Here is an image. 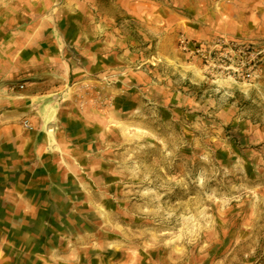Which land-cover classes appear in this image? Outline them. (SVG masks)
I'll use <instances>...</instances> for the list:
<instances>
[{
	"label": "rangeland",
	"instance_id": "374dc122",
	"mask_svg": "<svg viewBox=\"0 0 264 264\" xmlns=\"http://www.w3.org/2000/svg\"><path fill=\"white\" fill-rule=\"evenodd\" d=\"M30 18L24 59L68 80L0 145V264H264V0Z\"/></svg>",
	"mask_w": 264,
	"mask_h": 264
},
{
	"label": "crops",
	"instance_id": "0c3cea01",
	"mask_svg": "<svg viewBox=\"0 0 264 264\" xmlns=\"http://www.w3.org/2000/svg\"><path fill=\"white\" fill-rule=\"evenodd\" d=\"M46 3L47 0H0V145L14 143V137L18 134L16 126L21 120L33 118V114L39 111H46L44 117L47 116L49 123L57 114L56 111L51 113L55 101L47 97L65 86L68 80L67 69L53 64H50V69L46 53L40 49L34 55L36 58L32 59V55H29L28 59H24L29 49L26 50L25 44H19L20 40L31 41L33 37L27 32L30 26L18 28V25L43 22L30 17L44 16ZM95 29L97 32L93 33L92 30L93 35L90 37L104 40L105 36L100 35L96 26ZM104 30L102 34H105ZM42 32H39L38 37ZM8 41H13V45L10 43L8 46ZM101 55L104 58L109 53L103 51ZM11 56L14 57L12 61Z\"/></svg>",
	"mask_w": 264,
	"mask_h": 264
},
{
	"label": "built area",
	"instance_id": "2783aa9c",
	"mask_svg": "<svg viewBox=\"0 0 264 264\" xmlns=\"http://www.w3.org/2000/svg\"><path fill=\"white\" fill-rule=\"evenodd\" d=\"M207 47H212V45L211 44H207L206 45ZM203 48H205V46H203V47H200L199 48V50H201V49H203ZM229 54H231L230 52H226V51H224V52H221V53H219V52H216L215 50H212L209 54H208V56H207V60H208V58L210 57V58H212V59H215V57H224V58H227V59H230V55ZM227 69H228V71H230V68H234L232 65H230V66H227L226 67ZM237 70V69H236ZM231 72V71H230Z\"/></svg>",
	"mask_w": 264,
	"mask_h": 264
}]
</instances>
